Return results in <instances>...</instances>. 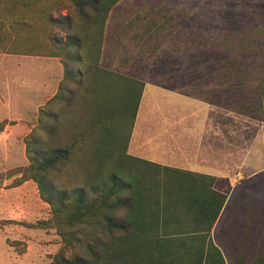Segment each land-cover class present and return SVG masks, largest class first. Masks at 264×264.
<instances>
[{"label":"rangeland","instance_id":"1","mask_svg":"<svg viewBox=\"0 0 264 264\" xmlns=\"http://www.w3.org/2000/svg\"><path fill=\"white\" fill-rule=\"evenodd\" d=\"M112 2L104 0V4ZM49 3L60 8L52 12L39 10L40 5ZM73 4L74 0H0V56L9 48L33 52L34 32L40 28L44 31L50 14H57L56 20L64 19L65 7L76 19L78 11ZM39 39L42 46L48 44L47 35ZM106 44L100 67L171 86L182 96L196 97V102L204 106L226 108L227 113L232 112L234 132H248L249 149L253 145L255 150L264 149V107L258 105L257 95L259 86H264V0H119L109 18ZM88 55L85 52L81 62L68 59V69L87 72L95 63ZM232 59L249 67L236 74L228 68V60ZM67 85L75 92L70 88L66 92ZM85 86L86 93L83 85L70 79L63 82L60 96L40 107L27 135L0 132V264H55L57 254L71 258L86 252L96 237H108L100 225L88 224L79 229L74 245H66L52 205L42 198L28 169L33 136L48 138L40 123L54 124L57 130L52 138L56 143L69 142L74 153L50 177L69 190L85 187L89 199L105 191L102 180L112 163L103 161L109 151L118 171L122 172L125 162L139 166L123 159L133 110L131 104L125 107L121 102L122 86L97 83L91 75L86 77ZM64 95L67 101L62 99ZM107 106L115 115L100 121L98 111ZM49 111L56 116H48ZM90 121L96 129L89 132ZM107 122L113 125L110 140L103 131ZM28 141L32 143L31 152L27 150ZM142 174L132 176L129 172L128 176L135 180ZM250 177L239 185L236 194L245 196L243 208L248 207V214H264V170ZM249 221L250 232L253 225ZM225 225L220 226L221 231ZM257 227L256 236L249 235L244 259H251L264 240V231Z\"/></svg>","mask_w":264,"mask_h":264},{"label":"trees","instance_id":"2","mask_svg":"<svg viewBox=\"0 0 264 264\" xmlns=\"http://www.w3.org/2000/svg\"><path fill=\"white\" fill-rule=\"evenodd\" d=\"M118 1L114 0L111 4H104V0H74L79 7L90 6L92 8L89 12L81 10L83 15H86L87 18L99 17L103 23L110 9ZM64 18L68 19L69 16L66 15ZM101 27L103 28L102 23ZM91 38L93 36L69 34L65 41V47L73 48V53L68 54V59L80 62L84 60L80 53V50L84 48L99 53L102 44L95 40L89 42V40H93ZM93 60L95 63L91 64L87 72H83L80 68L69 70L68 64L65 63L66 71L71 73L74 83L82 86L86 77L89 78L91 75L95 78V69L100 68V59L97 57ZM228 63V68L236 74L249 67L247 64L239 63L236 59L228 60ZM119 78L123 90L121 102L123 100L125 107L131 104L133 110L131 127L139 107L142 85L136 78L127 75H120ZM244 78L247 79V76ZM71 92L73 93L75 90L73 89ZM257 95L259 97L258 105L264 107V86H259ZM59 96L60 94H56L55 98ZM62 99L67 101L68 98L64 95ZM210 106L209 132L212 135L210 144L217 149H220L221 146H225L227 149L232 146L234 156L236 150L240 151L242 148L243 152H239L241 153L239 157L243 159L246 150L249 149L248 132H234L232 112L227 113L226 108H215L212 104ZM47 114L50 117L56 116L52 111ZM112 115V107L107 106V108L104 107L103 110L98 111L97 118L102 121L111 118ZM216 116L221 119L218 121ZM112 126L108 122L106 125L104 124L103 131L109 136V140L114 136ZM40 127L48 134V138L33 136V154L28 169L31 172L30 177L38 183L42 198L52 205L56 224L66 245H74L78 240L79 229L83 225H100L108 236L107 238L96 237L88 244L86 252H78L73 254L71 258H66L60 253L57 254L55 264H227V259L229 264H264V240L259 244L251 259L245 258V261L242 258L245 255L244 251L249 249V237H255L257 234L254 232L255 228L259 226L264 231V214L260 211L251 212V215L248 214V207L243 208L244 198L242 197L245 196L236 194L239 185L252 177L244 178L234 189V198L218 221L216 238L224 248V252L214 243L212 238L209 239L208 248L203 245L196 252V234H194L196 232V217L188 215L187 218H184L180 215L162 213L160 198L162 188L156 184L155 180H159L162 173L170 171L171 168L127 157L124 147V161H133L139 166H130L125 162L124 168L120 172L117 170V161L114 160L111 151H109L106 156L102 155L106 158L104 161L102 160L103 163L106 161L112 163V169H110L107 177H103L102 180L105 191L101 193L100 197L89 199L85 187L79 186L69 190L57 184L50 177L52 172L59 171L65 163L67 164L74 153L69 142L56 143L52 138L57 130L54 124L40 123ZM2 129L3 124L0 123V130ZM92 129H96V127L95 123L90 121L88 124L89 132ZM234 135L236 141H234ZM100 136L104 135L100 132ZM93 138L95 141V137ZM32 143L31 141L27 143L28 152H31ZM173 171L177 173V169H173ZM129 172L132 176L143 173L142 178L130 179ZM145 179L150 180V186H145ZM167 191L168 188L164 187V192L167 193ZM213 192L218 196L217 210L213 216L211 215L209 229L213 228L226 200L225 195L214 190ZM73 195L74 197L70 199ZM170 203L166 202L165 206L178 208L175 204L171 203L175 205L173 206ZM179 205L183 206V204ZM187 206L190 209L193 203ZM249 218L253 225L250 232ZM206 219L208 220L207 216ZM238 220H240L239 224H237ZM227 221L230 223L225 225ZM221 225L226 226L222 231ZM171 230L175 231V236L161 232ZM261 235L264 239V232Z\"/></svg>","mask_w":264,"mask_h":264},{"label":"crops","instance_id":"3","mask_svg":"<svg viewBox=\"0 0 264 264\" xmlns=\"http://www.w3.org/2000/svg\"><path fill=\"white\" fill-rule=\"evenodd\" d=\"M116 4L110 9L104 23L99 17L87 18L81 13V10L91 11L90 6L82 8L76 3L73 4V9L78 11L76 19L71 17L69 8L65 7L62 16L67 15L68 19L56 20L57 14H50L48 26H43L44 31L40 28L34 32L33 52L9 48L1 54L0 123H4V127L0 132L6 134L11 130L27 135L30 131L29 125L40 111V107L59 93L63 82L68 79L71 83L74 82L71 73L69 74L65 67V63L68 64V54L73 53V48L65 47L69 34L93 36L91 38L93 40L89 42L95 40L101 43V51L96 53L83 49L80 53L84 55L88 52L90 57L103 60L107 47L109 18ZM59 8L60 5L53 3L39 6L40 11L49 12ZM60 30L63 32L60 33ZM42 35L48 37V44H43L44 46L40 44L39 39ZM120 75L135 78L121 71L100 67L95 69L94 80L113 87L120 85ZM136 79L141 82L142 93L125 144V156L171 168L170 171L163 172L159 180H155L162 188L160 194L162 213L180 215L184 218L188 215L195 216L196 252L203 245L208 248L210 238L224 252L216 238L218 221L228 209L234 198L233 191L242 179L264 170V149L255 150L253 145L246 150L243 159L239 157L241 154L239 152H243L242 148L240 151L236 150L235 156L232 146L228 149L225 146L217 149L210 144L212 136L209 132L210 104L204 106L196 102V97L190 99L182 96L171 86ZM83 87L86 93L85 81ZM66 88V92L69 88L73 90L71 85H67ZM173 169H177V173ZM144 184L150 186V180L145 179ZM164 187L168 188L167 193L164 192ZM213 190L225 195L226 200L213 228L209 229L211 215L213 216L217 210L218 196ZM166 202L168 204L171 202L178 208L165 206ZM171 203L170 205H173ZM190 203H193V206L189 209L187 205ZM161 232L176 235L172 230Z\"/></svg>","mask_w":264,"mask_h":264}]
</instances>
